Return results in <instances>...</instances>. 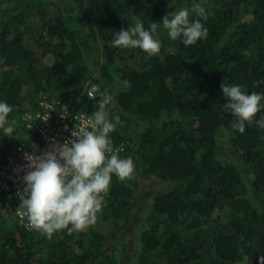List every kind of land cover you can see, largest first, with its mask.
<instances>
[{"label": "trees", "instance_id": "1", "mask_svg": "<svg viewBox=\"0 0 264 264\" xmlns=\"http://www.w3.org/2000/svg\"><path fill=\"white\" fill-rule=\"evenodd\" d=\"M192 3L0 0V100L19 135L0 137V163L12 144L36 142L25 115L43 102L92 115L106 92L110 118L119 117L110 139L135 164L128 178L113 175L82 230L28 229L19 202L0 192V264H252L262 253L264 129L255 121L264 110L243 134L233 129L221 83L264 93V0H203L207 35L187 47L162 28L156 54L110 43L137 20L147 29ZM138 181L150 201L131 245L116 230L131 221Z\"/></svg>", "mask_w": 264, "mask_h": 264}, {"label": "clouds", "instance_id": "2", "mask_svg": "<svg viewBox=\"0 0 264 264\" xmlns=\"http://www.w3.org/2000/svg\"><path fill=\"white\" fill-rule=\"evenodd\" d=\"M193 14L199 19H190ZM207 17L203 0H193L190 9L174 8L147 29L137 20L134 27L114 32L110 43L113 47L139 48L156 54L161 41L155 34L162 28L169 39L180 40L187 47L206 37L207 28L201 21ZM221 90L235 118L232 128L243 134L246 122L251 124L255 115L264 110V93L248 92L240 85L224 82ZM98 91V86L92 85L88 96ZM100 97L99 110L92 113L84 126H75L71 138L59 143L53 151L26 155L31 170L23 177L25 188L19 194V205L25 210L30 226L42 234L50 236L65 228L82 230L95 223L113 175L123 180L134 172L133 159L120 157L111 147L110 134L116 128L114 121L119 120L118 116L110 118L106 110L112 97L106 92H100ZM12 110L9 103L0 100V135L19 137L15 126L8 122ZM255 123L264 129V116Z\"/></svg>", "mask_w": 264, "mask_h": 264}, {"label": "built area", "instance_id": "3", "mask_svg": "<svg viewBox=\"0 0 264 264\" xmlns=\"http://www.w3.org/2000/svg\"><path fill=\"white\" fill-rule=\"evenodd\" d=\"M53 102V100L43 102L44 109L42 111L25 115L26 127L31 129L35 125L33 135L36 142L19 141L12 144L0 163V192L5 193L7 198L16 200L19 203V194L23 193L25 188L23 177L31 170L26 155L32 153L38 155L41 151H53L59 143L71 138V132L75 126L82 127L91 119V114L84 112L73 114L67 108L58 110L52 104ZM5 136L0 135L1 138ZM111 147L119 155L125 150L124 146L114 147L112 141ZM106 194H103V201ZM17 219L26 228H33L28 222L25 210L21 207L18 209Z\"/></svg>", "mask_w": 264, "mask_h": 264}, {"label": "rangeland", "instance_id": "4", "mask_svg": "<svg viewBox=\"0 0 264 264\" xmlns=\"http://www.w3.org/2000/svg\"><path fill=\"white\" fill-rule=\"evenodd\" d=\"M137 183L140 185V188L137 189V196L135 197L133 201L135 209L133 211L131 221L129 222L128 226L125 227L124 230L123 229L116 230V233L120 235L121 239L124 242L129 243L131 245L132 244L135 245L134 243H136L135 242L136 238L134 235L135 225L138 222L139 218H141L138 212L144 207V205L147 206V203L150 201L148 190H146V182L138 181L136 182V184ZM136 246H139V243ZM238 264H250V262H246L245 260L242 263H238ZM252 264H264V250L262 251L260 255L255 257L254 260H252Z\"/></svg>", "mask_w": 264, "mask_h": 264}]
</instances>
